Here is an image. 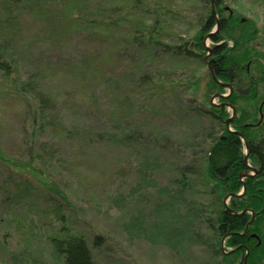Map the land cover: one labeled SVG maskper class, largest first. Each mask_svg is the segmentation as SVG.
Segmentation results:
<instances>
[{
    "label": "rangeland",
    "instance_id": "obj_1",
    "mask_svg": "<svg viewBox=\"0 0 264 264\" xmlns=\"http://www.w3.org/2000/svg\"><path fill=\"white\" fill-rule=\"evenodd\" d=\"M164 2L171 19L181 22L178 34L191 35L190 22L201 8L185 0ZM93 3L82 0V14L92 16ZM59 5L42 0L37 6L54 18L26 13L14 26L20 74L37 73L57 105L46 114V131L35 142L25 100L0 78V150L16 163L30 156L36 160L35 171L0 164V264H63L51 239L71 234L83 236L97 264H214L218 257L201 243L211 235L202 220L187 213L189 202L171 203L163 190L170 151H131L100 136L139 130L175 143L189 141L207 125L190 121L185 108L191 98L197 100L193 106L208 104L205 60L126 48L112 30L96 32L67 19ZM76 6L73 0L66 5ZM252 11L264 33V7ZM142 75L152 89L132 88ZM209 102L219 103L215 96ZM156 160L162 167L151 173Z\"/></svg>",
    "mask_w": 264,
    "mask_h": 264
},
{
    "label": "trees",
    "instance_id": "obj_2",
    "mask_svg": "<svg viewBox=\"0 0 264 264\" xmlns=\"http://www.w3.org/2000/svg\"><path fill=\"white\" fill-rule=\"evenodd\" d=\"M41 1L1 0L0 4V78L25 100L33 142L45 133L46 114L53 113L57 105L39 84L37 73L20 74L13 42L14 26L23 14L34 13V17L44 21L54 18V14L37 6ZM68 1L59 0V6L68 12L67 19L97 29L96 32L112 30L126 48H158L165 55L205 60L208 104L193 106L191 103L197 100L191 98L185 100V108L190 121L207 125L195 130L189 141L175 143L167 136H145L139 130L100 136L131 151H135L134 147L170 151L171 163L164 167L170 178L163 190L171 203L189 202L187 213L202 220L200 225L211 235L204 236L201 243L211 257H218L213 263L243 264L248 252L245 264H264V33L258 26L257 11H252L263 9L264 0H185L186 4L201 8L189 25L193 33L185 39L177 32L181 22L171 19L164 0H93L92 16L82 14V0H73L79 4L76 8L66 7ZM146 78L142 75L137 87L132 88L143 91L145 85L146 91L152 89V82ZM214 96L218 105L209 102ZM228 108L234 111L232 118ZM245 156L246 163L255 170L250 177H243L245 173L250 175L251 170L245 164ZM34 162L30 156L27 162L16 163L0 150L1 165L35 171ZM151 162V173L162 167L159 160ZM56 192L61 201L67 202L64 194ZM51 240L63 264H97L83 236L71 234Z\"/></svg>",
    "mask_w": 264,
    "mask_h": 264
},
{
    "label": "water",
    "instance_id": "obj_3",
    "mask_svg": "<svg viewBox=\"0 0 264 264\" xmlns=\"http://www.w3.org/2000/svg\"><path fill=\"white\" fill-rule=\"evenodd\" d=\"M211 1H213V0H211ZM215 31H216V29H215ZM215 31H214V32H215ZM211 74H212V78H213L214 80H216V79L214 78V75H213L212 72H211ZM215 97H216V96H215ZM233 116H234V111L232 112V116H231V118H232ZM231 118H230V119H231ZM230 119H228V120L225 122L226 127L229 125ZM229 131H230V130H229ZM246 149H247V148H246ZM246 158H247V157L245 156V159H244V160H245V164H246V166H247L248 168H250V169L253 171V174H250V175H249V174L245 173V174L243 175V177H247V176L250 177V176H253V175L255 174V170H254L253 168H251V167L246 163ZM240 194H242V192H241ZM240 194H238L237 196H239ZM222 252H223V251H222ZM223 253H224V252H223ZM247 254H248V253H246V256H245V258H244V262H243V264L246 263L245 261H246Z\"/></svg>",
    "mask_w": 264,
    "mask_h": 264
},
{
    "label": "flooded vegetation",
    "instance_id": "obj_4",
    "mask_svg": "<svg viewBox=\"0 0 264 264\" xmlns=\"http://www.w3.org/2000/svg\"><path fill=\"white\" fill-rule=\"evenodd\" d=\"M246 253H248V252H246ZM248 255V254H247ZM245 256H246V254H245ZM243 262H244V259H243Z\"/></svg>",
    "mask_w": 264,
    "mask_h": 264
}]
</instances>
